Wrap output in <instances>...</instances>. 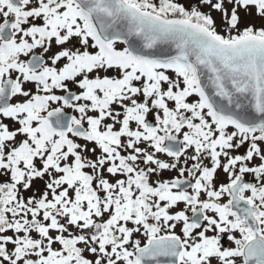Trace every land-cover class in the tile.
<instances>
[{
  "label": "snow or ice",
  "instance_id": "snow-or-ice-1",
  "mask_svg": "<svg viewBox=\"0 0 264 264\" xmlns=\"http://www.w3.org/2000/svg\"><path fill=\"white\" fill-rule=\"evenodd\" d=\"M0 264H264V0H0Z\"/></svg>",
  "mask_w": 264,
  "mask_h": 264
}]
</instances>
